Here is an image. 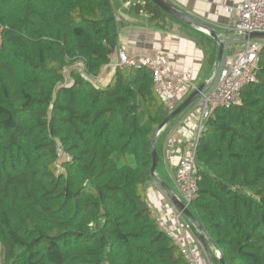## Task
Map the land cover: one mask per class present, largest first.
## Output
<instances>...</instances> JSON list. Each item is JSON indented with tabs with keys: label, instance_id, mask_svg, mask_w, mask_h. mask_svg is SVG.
<instances>
[{
	"label": "trees",
	"instance_id": "1",
	"mask_svg": "<svg viewBox=\"0 0 264 264\" xmlns=\"http://www.w3.org/2000/svg\"><path fill=\"white\" fill-rule=\"evenodd\" d=\"M119 1L158 29L192 28L151 0H0V264H190L149 203L152 140L172 112L152 71L92 80L119 49ZM259 55L257 80L216 110L196 154L188 208L225 264H264V43Z\"/></svg>",
	"mask_w": 264,
	"mask_h": 264
},
{
	"label": "built area",
	"instance_id": "2",
	"mask_svg": "<svg viewBox=\"0 0 264 264\" xmlns=\"http://www.w3.org/2000/svg\"><path fill=\"white\" fill-rule=\"evenodd\" d=\"M229 1L231 3L225 5V10L231 14L236 13L237 21L234 28L227 31L235 34L236 39L243 42L242 48L236 49L234 54L223 55L218 74L205 81L206 86L202 94L193 105L188 107L185 117L181 120L185 125L189 123V131L181 147L175 175L179 187L177 195L187 207L199 193L198 183L201 176L198 174L196 154L207 121L219 107L240 104L243 100L242 88L257 80L255 69L264 40L258 38L244 40L238 37L251 32H264V0ZM112 59V62L104 67L112 66L115 70L117 67H146L152 71L156 91L172 111L198 87L193 70L185 69L177 72L161 49H158L155 55L149 56L145 53L129 54L119 48ZM73 68L83 72L82 62H76ZM69 69L67 68L66 71ZM92 80L96 84L97 78ZM170 202L172 205L170 217L174 221V227L169 226L160 212L154 210L158 226L179 245L190 264H212L211 258L204 252L205 248L196 225L175 206L171 199Z\"/></svg>",
	"mask_w": 264,
	"mask_h": 264
},
{
	"label": "crops",
	"instance_id": "3",
	"mask_svg": "<svg viewBox=\"0 0 264 264\" xmlns=\"http://www.w3.org/2000/svg\"><path fill=\"white\" fill-rule=\"evenodd\" d=\"M171 1L182 11L185 10L197 20L208 23L221 34L224 43L223 55L226 53L234 54L236 49L242 48L243 42L236 39L235 34L227 31L233 29L237 21L236 13L231 14L225 10V5H230L231 1ZM129 4L130 2L126 1L124 3L120 2L116 6L117 19L121 25L119 48L124 49L129 54L145 53L149 56L155 55L157 50L161 49L166 57L170 59L171 64L177 72L192 69L194 80L198 86L214 75L213 72L218 61L219 44L215 40L217 44V60L212 66L209 62V55L212 50L210 44L212 43L203 37V33L210 36L208 33L202 29L190 28L178 22L172 23V26L165 30L158 29L153 23L147 21L145 14L131 13L129 11ZM228 46H230V50L227 49ZM114 72L115 69L112 66L107 68L103 66L97 77L96 85L101 86L110 82ZM186 111L170 124L169 132L161 146V161L155 170L156 175L176 193H179L177 177L175 175L176 166L186 133L189 131V123L186 125L181 123ZM148 193L149 203L153 211L160 212L169 226L174 227V221L170 217L172 205L168 194L155 180L150 183Z\"/></svg>",
	"mask_w": 264,
	"mask_h": 264
},
{
	"label": "water",
	"instance_id": "4",
	"mask_svg": "<svg viewBox=\"0 0 264 264\" xmlns=\"http://www.w3.org/2000/svg\"><path fill=\"white\" fill-rule=\"evenodd\" d=\"M154 4L158 5L160 8L163 10L167 11L170 13L175 19L180 21L181 23H185L190 25L191 27H195L198 29H202L206 33H208L214 40H216L219 44V50H218V61L216 64V67L214 69V75L213 78L218 74V69L220 67L222 58H223V37L221 34L215 30L212 26H210L208 23H205L203 21H199L193 16H191L188 12L185 10H181L179 7H177L173 2L170 0H151ZM238 37V36H237ZM240 39H251V38H259V39H264V32H251L250 34L238 37ZM206 86V82L201 83L200 86L197 87V89L194 90L189 96L185 98L183 102H181L170 114L169 116L164 120V122L161 124L160 128L157 130L153 137V147H152V159H153V165L150 171V175L152 178L158 182V184L162 187V189L168 194L169 198L173 201L175 206L180 209L192 222L194 225H196L199 234H200V240L203 242L204 248L206 251H209V246L214 248L217 252V258L220 260V264H225L224 263V258L221 256V252L218 248H216L214 241L210 238L206 230L204 229L203 225L199 222V220L194 216L190 208L187 207V205L179 198L176 192H174L170 187L163 181L161 180L155 173L156 167L159 163L158 159V152H157V142L156 138L158 134L169 124V122L182 113L186 107H188L190 104H192L201 94Z\"/></svg>",
	"mask_w": 264,
	"mask_h": 264
},
{
	"label": "rangeland",
	"instance_id": "5",
	"mask_svg": "<svg viewBox=\"0 0 264 264\" xmlns=\"http://www.w3.org/2000/svg\"><path fill=\"white\" fill-rule=\"evenodd\" d=\"M172 122H173V120L170 122V124H171ZM210 249H211V248H210ZM213 249H214V248H213ZM214 251H215V253H216V250H215V249H214ZM204 252L209 256V258H211L210 255H209V253H208V251L205 250ZM211 260H212V258H211ZM212 264H213V260H212Z\"/></svg>",
	"mask_w": 264,
	"mask_h": 264
}]
</instances>
